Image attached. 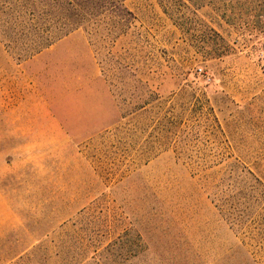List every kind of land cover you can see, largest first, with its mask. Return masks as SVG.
Listing matches in <instances>:
<instances>
[{
  "label": "rangeland",
  "instance_id": "374dc122",
  "mask_svg": "<svg viewBox=\"0 0 264 264\" xmlns=\"http://www.w3.org/2000/svg\"><path fill=\"white\" fill-rule=\"evenodd\" d=\"M167 1L0 39V264H264V0Z\"/></svg>",
  "mask_w": 264,
  "mask_h": 264
},
{
  "label": "trees",
  "instance_id": "16d2710c",
  "mask_svg": "<svg viewBox=\"0 0 264 264\" xmlns=\"http://www.w3.org/2000/svg\"><path fill=\"white\" fill-rule=\"evenodd\" d=\"M126 1L0 0V39H6L21 63L81 28L108 25L112 34L121 36L133 18ZM164 5L171 7L167 0Z\"/></svg>",
  "mask_w": 264,
  "mask_h": 264
},
{
  "label": "crops",
  "instance_id": "0c3cea01",
  "mask_svg": "<svg viewBox=\"0 0 264 264\" xmlns=\"http://www.w3.org/2000/svg\"><path fill=\"white\" fill-rule=\"evenodd\" d=\"M43 120H45V119H43ZM36 123H41L42 121H40V119H36ZM44 123H45V121H43Z\"/></svg>",
  "mask_w": 264,
  "mask_h": 264
}]
</instances>
